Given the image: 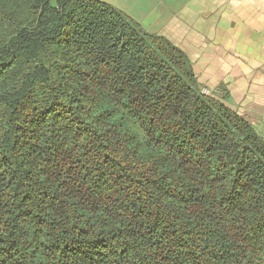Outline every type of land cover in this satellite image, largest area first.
Masks as SVG:
<instances>
[{"label":"trees","instance_id":"16d2710c","mask_svg":"<svg viewBox=\"0 0 264 264\" xmlns=\"http://www.w3.org/2000/svg\"><path fill=\"white\" fill-rule=\"evenodd\" d=\"M0 264H264V137L119 10L0 0Z\"/></svg>","mask_w":264,"mask_h":264},{"label":"crops","instance_id":"0c3cea01","mask_svg":"<svg viewBox=\"0 0 264 264\" xmlns=\"http://www.w3.org/2000/svg\"><path fill=\"white\" fill-rule=\"evenodd\" d=\"M182 50L205 95L264 137V0H97Z\"/></svg>","mask_w":264,"mask_h":264}]
</instances>
